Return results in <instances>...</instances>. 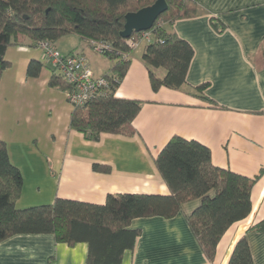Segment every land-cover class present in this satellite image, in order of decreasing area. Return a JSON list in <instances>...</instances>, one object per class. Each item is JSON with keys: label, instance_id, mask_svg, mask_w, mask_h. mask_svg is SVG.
<instances>
[{"label": "crops", "instance_id": "obj_1", "mask_svg": "<svg viewBox=\"0 0 264 264\" xmlns=\"http://www.w3.org/2000/svg\"><path fill=\"white\" fill-rule=\"evenodd\" d=\"M196 5L194 17L170 27L193 49L186 83L179 89L152 90L141 60L144 41L130 53L115 89L117 97L142 101L130 136L102 133L91 141L70 129L72 106L65 91L48 85L52 66L39 49L18 36L5 53L10 66L0 79V140L22 174L19 208L55 198L103 204L108 194L168 195L154 158L173 136L207 146L214 166L258 176L250 213L224 232L213 262L205 258L187 222L200 202L195 199L169 219H133L130 227L141 233L119 264H226L241 236L253 263L264 264V0H197ZM69 36L71 42L63 44ZM55 45L62 53L84 55L96 76L113 65L76 34ZM31 59L43 64L37 77L26 75ZM154 72L165 74L163 68ZM202 83L216 105L195 89ZM94 163L108 170L96 171ZM86 257L85 242L68 245L50 234H16L0 242V264H85Z\"/></svg>", "mask_w": 264, "mask_h": 264}, {"label": "trees", "instance_id": "obj_2", "mask_svg": "<svg viewBox=\"0 0 264 264\" xmlns=\"http://www.w3.org/2000/svg\"><path fill=\"white\" fill-rule=\"evenodd\" d=\"M154 1L0 0V79L3 70L10 66L5 59L6 50L17 43L18 36L26 37L36 47L41 40L55 45L68 34L78 35L91 48L92 42L106 43L110 50L102 55L113 61L104 74L109 86L84 104L72 107L69 127L91 141H97L102 133L132 135V121L142 101L117 97L115 89L135 48L129 41H137L140 32H133L129 38H123L120 32L127 12ZM165 1L167 9L148 30L150 39L144 41L141 54L153 91L184 85L193 56L191 45L170 27L178 19L194 17L197 0ZM42 66L39 60L31 59L26 75L37 77ZM156 68H163L165 74L158 77ZM48 85L65 92L71 88L53 69ZM206 86L202 83L195 89L214 106L216 102L204 93ZM154 165L168 187V195L108 194L103 204L55 198L51 203L19 208L16 201L22 192V174L10 161L6 143L0 140V242L16 234H50L56 242L68 245L85 242V264H119L124 251L134 247L141 233L140 229L130 227L133 219H169L180 211L182 204L199 199L187 222L205 258L213 262L224 232L250 213L251 190L258 176L247 177L214 166L207 146L180 136L167 141L154 158ZM93 168L108 170L97 163ZM226 264H254L245 236L236 241Z\"/></svg>", "mask_w": 264, "mask_h": 264}, {"label": "built area", "instance_id": "obj_3", "mask_svg": "<svg viewBox=\"0 0 264 264\" xmlns=\"http://www.w3.org/2000/svg\"><path fill=\"white\" fill-rule=\"evenodd\" d=\"M137 38V41L130 40V45L137 47L140 42L148 41L150 33L148 30L141 31ZM37 48L41 56L50 62L54 72L70 85V90L65 93L72 107L84 104L108 88L109 80L104 75L96 76L84 55L62 53L54 44L45 40L39 41ZM92 50L102 54L110 50V47L103 42H92Z\"/></svg>", "mask_w": 264, "mask_h": 264}, {"label": "water", "instance_id": "obj_4", "mask_svg": "<svg viewBox=\"0 0 264 264\" xmlns=\"http://www.w3.org/2000/svg\"><path fill=\"white\" fill-rule=\"evenodd\" d=\"M167 9L165 0H155L152 4L144 6L137 11L127 12L125 22L120 35L129 38L133 32L149 30L160 14Z\"/></svg>", "mask_w": 264, "mask_h": 264}, {"label": "rangeland", "instance_id": "obj_5", "mask_svg": "<svg viewBox=\"0 0 264 264\" xmlns=\"http://www.w3.org/2000/svg\"><path fill=\"white\" fill-rule=\"evenodd\" d=\"M20 37H22V36H20ZM70 39H72L71 36H69V37H67V38H64V40H62V41H63V44L68 45V42H69V41L71 42ZM142 44H143V42L139 45V47H141ZM139 47H138V48H139ZM93 53H95V55H101V54H98V53H96V52H93ZM91 62H92V64H93V61H91ZM46 69H47V68H46Z\"/></svg>", "mask_w": 264, "mask_h": 264}]
</instances>
